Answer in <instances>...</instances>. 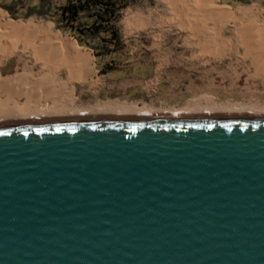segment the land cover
I'll use <instances>...</instances> for the list:
<instances>
[{"label": "water", "instance_id": "1", "mask_svg": "<svg viewBox=\"0 0 264 264\" xmlns=\"http://www.w3.org/2000/svg\"><path fill=\"white\" fill-rule=\"evenodd\" d=\"M0 264H264V118L1 125Z\"/></svg>", "mask_w": 264, "mask_h": 264}, {"label": "rangeland", "instance_id": "2", "mask_svg": "<svg viewBox=\"0 0 264 264\" xmlns=\"http://www.w3.org/2000/svg\"><path fill=\"white\" fill-rule=\"evenodd\" d=\"M256 1L258 2L247 6L222 4L220 0L218 3L233 9L256 6L264 12L262 7L264 0ZM0 10L6 19L14 22L34 20L38 25L52 26L53 24L52 29L55 32L75 41L77 46L83 49V53H89L92 56V73L85 77L86 81L72 82L69 85L73 94L72 98L78 107L91 108L99 104L118 103L139 109L181 110L190 105H195L199 101L207 107L209 106L208 101L206 102L207 99H211L220 105L238 104L249 107H264V73L258 70L250 57L246 58L242 39L236 34V29L241 27V24L233 20L224 23L222 27L213 21H208L207 26L204 25V34L207 37L210 36L207 46L216 55H227L226 57L217 56L214 60L212 59L211 65L204 67L199 65L201 61H197L196 57L198 56H195L201 51L200 46H203L201 44L203 39L193 37L194 34L189 28H183L180 21L172 20L175 8H171L164 0H142L123 13V18L119 24L125 43L123 52L103 62L118 71L102 76L93 52L81 48L76 39L57 30L53 22L38 16L28 19H13L1 7ZM155 43L165 44L167 47H163V49L169 48L171 52L187 59V65H189L186 68V74H190L187 80H164L158 84L152 82V74L157 65L154 59V53L158 51L155 49ZM17 54L5 60L4 65H0L1 77H12L18 71H24V65L19 64L18 56L20 53ZM190 55L193 56L190 57ZM32 62L29 66L34 67ZM34 68L35 73L38 74L40 67ZM181 70L185 69L182 68ZM179 72L181 71L179 70ZM61 77V81L68 79L65 72L62 73ZM171 86L172 89L169 90ZM73 87H75V96ZM172 117L180 116L174 114ZM101 118L106 117L102 116ZM18 123L23 122L14 124Z\"/></svg>", "mask_w": 264, "mask_h": 264}, {"label": "bare ground", "instance_id": "3", "mask_svg": "<svg viewBox=\"0 0 264 264\" xmlns=\"http://www.w3.org/2000/svg\"><path fill=\"white\" fill-rule=\"evenodd\" d=\"M164 1L175 8L172 20H178L183 28H189L193 37L202 38L201 44L206 47L210 36L204 34L203 27L208 21L221 27L232 20L240 23L241 27L236 29V34L242 39L245 56L250 57L258 70L264 73L263 11L256 6L233 9L220 5L218 0ZM52 26L38 25L34 20L14 22L6 19L0 10V64L5 58L20 53L19 64L25 67L24 71H18L12 77L3 78L0 75L1 125L102 116L126 120L172 118L174 114L184 118H264V107L220 105L211 99H205L209 104L207 107L199 101L181 110H148L118 103L99 104L91 108L78 107L69 85L73 81L86 80L79 68L84 66L83 68L91 70L92 56L83 53L75 41L55 32ZM30 62L34 63V67H40L38 74L33 66H29ZM64 72L68 75V82L61 81Z\"/></svg>", "mask_w": 264, "mask_h": 264}, {"label": "trees", "instance_id": "4", "mask_svg": "<svg viewBox=\"0 0 264 264\" xmlns=\"http://www.w3.org/2000/svg\"><path fill=\"white\" fill-rule=\"evenodd\" d=\"M142 0H0L13 19L38 16L70 35L79 46L93 52L101 75L118 70L103 62L121 54L125 43L119 24L126 9ZM231 6H247L256 0H220ZM264 8V2L262 3Z\"/></svg>", "mask_w": 264, "mask_h": 264}, {"label": "crops", "instance_id": "5", "mask_svg": "<svg viewBox=\"0 0 264 264\" xmlns=\"http://www.w3.org/2000/svg\"><path fill=\"white\" fill-rule=\"evenodd\" d=\"M154 45L156 46L155 49H157L158 51L154 53V55H155L154 59L157 62V65H156V68L152 74V82H156L158 84V82H162L164 80L165 81L187 80L188 77L190 76V74H186V68H188V65H189V64L187 65V61H186L187 59H184V58L178 56L176 53L171 52V50L169 48L163 49V47L164 48L167 47V46H165V44L155 43ZM81 48H83V47H81ZM200 50L201 51L199 52V54H195V56H198V57H196L198 59L197 61H199V60L201 61V62H199V65H203L204 67L211 65L213 62L212 59L214 60L217 56H219V57H226L227 56L226 54H224V55L223 54H217L216 55V53L213 52L209 46H207V47L206 46H200ZM162 51H164V52H162ZM82 52H83V49H82ZM193 55H190V57H192ZM187 58H189V57H187ZM5 60H7V58H5L0 65H4ZM81 67L83 68L84 66H80V68H79L82 76L86 77L87 75H90L92 73V65H90L91 70H87L86 68L82 69ZM182 68H184L185 70H181ZM179 70L181 72H179ZM88 71H91V72H88ZM99 72H100V69H99ZM203 72L206 73V71H203ZM188 73H190V72L188 71ZM186 75H187V77H186ZM102 76H106V75H102ZM85 81H73V82L74 83H81V82H85ZM73 89H74V96H75V87H73ZM171 89H172V86L169 90H171Z\"/></svg>", "mask_w": 264, "mask_h": 264}]
</instances>
